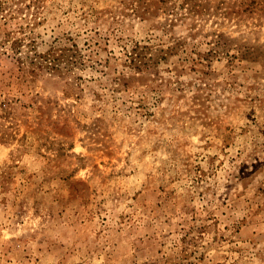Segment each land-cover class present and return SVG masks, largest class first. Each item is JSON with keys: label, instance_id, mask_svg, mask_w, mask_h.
<instances>
[{"label": "rangeland", "instance_id": "374dc122", "mask_svg": "<svg viewBox=\"0 0 264 264\" xmlns=\"http://www.w3.org/2000/svg\"><path fill=\"white\" fill-rule=\"evenodd\" d=\"M0 264H264V0H0Z\"/></svg>", "mask_w": 264, "mask_h": 264}, {"label": "trees", "instance_id": "16d2710c", "mask_svg": "<svg viewBox=\"0 0 264 264\" xmlns=\"http://www.w3.org/2000/svg\"><path fill=\"white\" fill-rule=\"evenodd\" d=\"M8 36H5L6 41H8ZM20 40L14 39L11 42V49H15L13 51H18L20 43ZM13 46V47H12ZM247 51V50H245ZM245 51H243L242 53H245ZM136 52L132 51L130 53V61L134 60V58L137 56V54H135ZM39 57L41 60L38 61V63H36L37 59H34V57ZM138 57V56H137ZM140 57V56H139ZM245 56H242V58H244ZM17 61L21 60V57H17L15 58ZM256 58H250L249 60L254 61ZM137 61H140L139 63H145L144 61L141 60V58L135 59L134 63ZM59 62H60V58L54 56V52L52 50H49L47 52H45L44 54H36L34 53L33 58H30V63L34 64L37 68H47L49 69L51 72H56V71H60L59 69ZM138 63V62H137ZM137 67H140L139 65Z\"/></svg>", "mask_w": 264, "mask_h": 264}]
</instances>
